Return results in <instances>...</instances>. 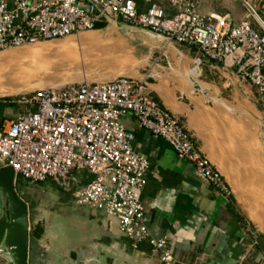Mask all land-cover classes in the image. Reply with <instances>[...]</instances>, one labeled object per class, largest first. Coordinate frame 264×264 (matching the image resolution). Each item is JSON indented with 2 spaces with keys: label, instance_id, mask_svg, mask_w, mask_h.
Returning <instances> with one entry per match:
<instances>
[{
  "label": "crops",
  "instance_id": "0c3cea01",
  "mask_svg": "<svg viewBox=\"0 0 264 264\" xmlns=\"http://www.w3.org/2000/svg\"><path fill=\"white\" fill-rule=\"evenodd\" d=\"M153 1L167 13L173 11L170 0ZM194 1L200 13L226 16L234 23L245 11L237 0ZM117 23L122 22L100 23L90 32L127 36L137 59L122 74L148 83L151 98L179 119L229 190L222 193L199 178L164 139L153 137L132 115L124 116L134 150L149 161L140 199L150 232L166 239L173 264H264V132L259 135L256 129L264 124V95L248 82L240 84L222 61L208 60L194 47L170 44L127 25L123 32ZM15 99L0 96V132L28 109ZM92 179L86 169H75L63 180H51L57 189L37 203L33 194L25 197L27 264H158L147 243L132 246L115 217L75 203V192Z\"/></svg>",
  "mask_w": 264,
  "mask_h": 264
},
{
  "label": "built area",
  "instance_id": "2783aa9c",
  "mask_svg": "<svg viewBox=\"0 0 264 264\" xmlns=\"http://www.w3.org/2000/svg\"><path fill=\"white\" fill-rule=\"evenodd\" d=\"M240 2L244 15L234 23L226 16L200 13L194 0H170L171 13L153 0H0V52L77 37L119 19L170 44L194 47L208 60L222 61L240 84L248 82L264 95V0ZM13 96L28 109L0 132V167L34 183L63 180L75 169H86L93 179L75 192V203L115 217L132 246L147 243L158 264H173V257L166 239L155 237L147 226L140 195L149 161L134 150L133 134L122 118L132 115L189 161L199 178L229 192L219 170L179 119L151 98L144 80L120 74Z\"/></svg>",
  "mask_w": 264,
  "mask_h": 264
},
{
  "label": "rangeland",
  "instance_id": "374dc122",
  "mask_svg": "<svg viewBox=\"0 0 264 264\" xmlns=\"http://www.w3.org/2000/svg\"><path fill=\"white\" fill-rule=\"evenodd\" d=\"M237 1L240 2V0H237ZM98 34H101V36L104 38L114 40L115 42H117L120 45V48L117 49L118 55H115L114 57H112V61L106 65L105 64L98 65L97 67H94L91 71L84 72V73H82V72L85 70H82L81 72L79 71L80 74H78L76 77H74L70 81H79L83 78L87 79L88 81L105 80V79L112 78L118 74L125 73L126 71L124 72V70L127 69L128 67L130 68L132 66V64L135 63V61L137 59L136 50L131 45V42L127 41V36H125V34L123 35V33L122 34L120 33L121 34L120 35V34H117L116 32H112V33H110V32L105 33L104 31H102L101 33H99V32H94V33L85 32V33L80 34L77 37L70 36V37H66V38L61 39V40L42 42V43H37V44H32V45H25L23 47H17V48H10V49H7L6 51L0 52V56L6 55V54H8V55L9 54H11V55L12 54H17V55L22 54L23 56L31 55V56L37 57L36 59H39V58L41 59L42 57L40 56V52H38L36 50H38L42 47H54V46H60V45L67 44V43H72V44H75L76 47H79L78 46L79 44L87 43L90 39H92L93 36L98 35ZM123 39H125L126 42ZM122 41H124L125 44ZM75 50H76V52L78 51L77 48ZM105 51L106 50H104V52ZM35 52L39 53L38 56L32 55ZM108 52H110V51H108ZM97 53H98V51H95V55H98V59H97L98 61L102 62L103 59H106V58H104L105 55L104 56L101 55V52L98 54ZM65 54H67V53H65ZM69 54L71 57V55H73L74 53H68L67 56H69ZM43 57H46V56H43ZM75 61L76 62L73 64L74 67H77V66L79 67V65H82L81 63H79L77 61V59H75ZM47 62H48L47 64H49L47 68L43 65V66H40L38 68L33 69V71L38 72L34 76H36L37 78L42 77V76H47V78L54 77V80H55L54 85L59 86V85L64 84V82L61 83L62 79L60 77L64 76V74L67 75L66 72L71 71L74 67L71 68V67H67V66L55 65L54 62L49 61V60ZM12 71H14V70H12ZM60 74H62V75H60ZM79 75H80V77H79ZM56 79H58V80H56ZM23 84H25V83H23ZM54 85H52V86H54ZM26 86H28V87L23 88V90L18 92V93L30 91L32 89H35L36 87L41 86V85H38V82H36V83H33L31 86L30 85H26ZM13 94H15V93H13ZM4 95L5 94H1L0 96H4ZM256 129H257V133L259 135L260 134L262 135L264 132V124L259 123ZM52 185L53 184H52L51 180H46L44 182L34 183V182L29 181V180L23 179L19 175H16L14 188L18 194L21 193V195L23 197L21 195H19V196L24 200H25L26 196L33 194V196L35 197L34 201L37 203L42 197L54 193L53 189H57V188H55ZM56 186H58V185H56ZM28 209H29V207H28ZM0 264H9L8 260L5 257H3L1 254H0Z\"/></svg>",
  "mask_w": 264,
  "mask_h": 264
},
{
  "label": "bare ground",
  "instance_id": "6f19581e",
  "mask_svg": "<svg viewBox=\"0 0 264 264\" xmlns=\"http://www.w3.org/2000/svg\"><path fill=\"white\" fill-rule=\"evenodd\" d=\"M78 46L79 47H76L75 44L67 43L54 47H42L36 50L40 52V56L42 57L41 59H36L37 57L31 55L23 56L22 54H6L0 56V95L18 93L22 91L23 88L28 87L26 85L31 86L36 82H38V85L41 86L54 85V78H47V76L37 78L36 76H34L38 72L33 71V69L43 65L47 68L49 65L47 64L48 60L54 62L55 65L67 66L72 68L74 67L73 64L76 62L75 59H77V61L83 65L74 67L71 71L66 72L67 75L64 74V76H61V83H65L80 74L82 70H85L82 72L84 73L91 71L98 65H106L110 63L112 61V57L118 55L117 49L120 48V45L117 42L108 38H104L101 36V34L93 36L92 39H90L87 43L79 44ZM76 48L78 49L77 52L75 50ZM104 50L106 51L104 52ZM95 51H98V53L101 52V55H105L104 58L106 59H103L102 62L98 61V55H95ZM64 52L67 54H65ZM68 53L74 54L70 57V54L69 56H67ZM38 54L39 53L35 52L32 55L38 56ZM76 69H79L80 72H75ZM12 70H14L15 72Z\"/></svg>",
  "mask_w": 264,
  "mask_h": 264
},
{
  "label": "water",
  "instance_id": "95a60500",
  "mask_svg": "<svg viewBox=\"0 0 264 264\" xmlns=\"http://www.w3.org/2000/svg\"><path fill=\"white\" fill-rule=\"evenodd\" d=\"M116 26L127 32L126 24L117 23ZM41 87L44 86L35 89ZM14 183V171L10 167H0V254L9 264H27L29 209L28 203L15 190Z\"/></svg>",
  "mask_w": 264,
  "mask_h": 264
},
{
  "label": "trees",
  "instance_id": "16d2710c",
  "mask_svg": "<svg viewBox=\"0 0 264 264\" xmlns=\"http://www.w3.org/2000/svg\"><path fill=\"white\" fill-rule=\"evenodd\" d=\"M33 232H34L33 234H35V235H39L37 229H36V230L34 229Z\"/></svg>",
  "mask_w": 264,
  "mask_h": 264
}]
</instances>
